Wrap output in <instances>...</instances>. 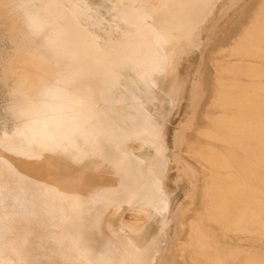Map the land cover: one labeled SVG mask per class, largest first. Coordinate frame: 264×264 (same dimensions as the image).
<instances>
[{
  "label": "bare ground",
  "instance_id": "1",
  "mask_svg": "<svg viewBox=\"0 0 264 264\" xmlns=\"http://www.w3.org/2000/svg\"><path fill=\"white\" fill-rule=\"evenodd\" d=\"M237 1L0 0V264H264V0L194 73L184 148L164 139L190 82L171 37Z\"/></svg>",
  "mask_w": 264,
  "mask_h": 264
},
{
  "label": "rangeland",
  "instance_id": "2",
  "mask_svg": "<svg viewBox=\"0 0 264 264\" xmlns=\"http://www.w3.org/2000/svg\"><path fill=\"white\" fill-rule=\"evenodd\" d=\"M227 1L228 0H220V2L218 3V8L221 9L227 3ZM252 4H253V0H238L236 2V5H234L235 8L233 9L227 8L225 11L220 12L219 17L222 19L219 21L218 19L214 20L215 18L214 13H216V8H215L213 14L211 12H207L204 15V17L208 16V19H206L201 23L202 25L205 26L204 27L205 29L198 32L197 29L200 22L196 18H194L192 19L193 22L191 23V25H193L192 34L188 36H180L179 38L176 36L171 37L172 44L176 46L181 56V63H180L181 69L184 73H187V75H189L188 80L190 82L187 85V90L183 94H181L180 98L173 99L174 105L172 109V115L169 117V121L167 123V130L164 135V139L166 142L165 143L166 152L170 158L173 156V154L179 152L181 148H184V143H183L184 141H181V138L178 136L181 135L183 123L187 119L188 114L190 113L189 106H191L193 89H195V85L192 87L194 73L197 71L198 66L203 64L206 59H209L212 56L211 50L214 47L221 48L220 45L224 44L223 37L225 36V34H221V32L223 33L225 32L226 34H228L226 35L227 36L226 40H227V38L228 39L230 38L231 35L230 33L235 32L234 28L236 21H238L240 17H241L240 18L241 21H245L246 18L248 19L249 10H251L254 7V4L253 7ZM210 22H212L211 27L213 26V28L210 27ZM218 32H220V34ZM207 41L208 43H205ZM215 44L218 45L216 46ZM115 48H116V53L120 54L121 52L129 48V42L125 41L123 44H119ZM109 69L110 68H107V70ZM233 83H237V82L233 81ZM192 119L193 121L196 120L195 116ZM108 130H110V127ZM121 136H122V140H121L122 144H125L131 152L137 151L139 149L137 144L131 139V137L127 132L122 131ZM186 193L187 190L185 185H183V187L176 189V194L172 196L170 201L169 216L175 217L177 214L180 213L178 209L181 208L180 206L184 205L185 203L184 198L186 197ZM192 193L191 195H193ZM106 209H107V213H106L107 216H105L106 219H108L112 215L113 210H117V212H115L116 215L112 220V224L114 225V230L116 232L119 231L126 232L127 230L124 228L125 227L124 216H126V213L129 210V206L126 204L121 206L119 202L118 204H114L113 202H111L110 204L108 203L106 205ZM165 229L167 230V238L172 239L173 234L176 232V227L170 224ZM164 246L165 244H161L160 249L164 248ZM150 254L151 252L149 253V251L145 253L146 256H150ZM160 255L158 254V257ZM144 264H154V261L152 259L146 258Z\"/></svg>",
  "mask_w": 264,
  "mask_h": 264
}]
</instances>
